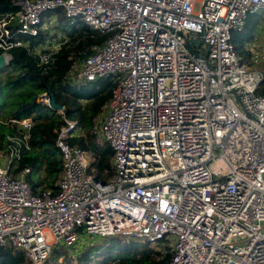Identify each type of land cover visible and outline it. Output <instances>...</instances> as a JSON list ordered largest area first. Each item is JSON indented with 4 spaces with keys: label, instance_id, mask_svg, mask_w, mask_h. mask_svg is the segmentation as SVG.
<instances>
[{
    "label": "built area",
    "instance_id": "1",
    "mask_svg": "<svg viewBox=\"0 0 264 264\" xmlns=\"http://www.w3.org/2000/svg\"><path fill=\"white\" fill-rule=\"evenodd\" d=\"M10 1L0 13L7 65L14 48L53 63L64 37L26 40L57 25H41L48 12L108 36L65 82L114 85L94 127L113 154L112 176L98 181L91 155L67 143L82 136L77 122L39 94L37 105L65 121L58 192L34 195L31 169L14 174L33 122L13 121L23 136L0 152V247L46 264L54 249L136 237L170 254L165 264H264V20L240 54L232 42L264 0Z\"/></svg>",
    "mask_w": 264,
    "mask_h": 264
},
{
    "label": "trees",
    "instance_id": "2",
    "mask_svg": "<svg viewBox=\"0 0 264 264\" xmlns=\"http://www.w3.org/2000/svg\"><path fill=\"white\" fill-rule=\"evenodd\" d=\"M10 2L0 0V13L10 9ZM244 31L233 33L235 38L232 36L239 54L243 44L254 37V30L242 36ZM65 35L67 42L51 65L41 66L37 57L26 49L14 48L10 51L12 59L8 67L0 72V152L7 153L9 146L14 145L13 141L22 139V130L13 121L32 118L26 147L23 142L18 143L21 156L15 164L14 174L25 168L31 169L26 181L34 195L44 190H51L53 195L58 192L55 184L61 173V154L55 140L59 129L65 126L64 119L76 121L81 129L82 136L69 139L67 143L91 155V168L95 170L96 179L106 182L112 176V150L100 142L94 127L108 105L114 85L108 80L80 86L65 82L73 61L88 56L91 48L102 45L108 36L85 25L73 26ZM47 37L48 34H39L26 40L33 48L43 44ZM45 91H50L57 105L65 107L64 119L55 110L45 111L37 105L36 97ZM76 256V263H73L68 250L54 249L46 264H165L170 259V254L161 257L149 246L134 245L120 237L99 241ZM61 258L63 261L59 263ZM0 264L28 262L22 253L0 247Z\"/></svg>",
    "mask_w": 264,
    "mask_h": 264
},
{
    "label": "rangeland",
    "instance_id": "3",
    "mask_svg": "<svg viewBox=\"0 0 264 264\" xmlns=\"http://www.w3.org/2000/svg\"><path fill=\"white\" fill-rule=\"evenodd\" d=\"M264 20V11H259L256 15H249L248 19H247V23H246V27H245V31L242 34V36H244L246 34V32L248 31H252V30H256L255 34L259 35L260 34V26L262 25ZM49 21H54L57 25L54 26L52 25L49 30L46 31H41L40 34H49L52 35V37H64L67 41V37L65 35V32H69V30L73 27V26H83V24L80 21H76L75 19L72 20H68L64 19L63 17H61L57 12H48L46 15L43 16L42 21H41V25H46ZM67 21V22H66ZM235 34H233V37ZM249 43V42H247ZM102 83V82H101ZM106 108V107H105ZM105 108L103 109V113L101 114V116L99 117V119L96 121V124L98 122H100L102 120V118H104V116L106 115L105 112ZM102 142V141H100ZM103 143V142H102ZM4 154L0 153V160H3ZM7 161L2 162L1 164L3 166H6ZM120 239L122 241H126L129 240L132 244L134 245H140V246H149L150 248H160L162 249V247L160 245H157V243H150L148 244L144 239L141 238H136V237H120ZM108 240V239H107ZM87 247L82 246V244L78 245L74 250L69 251L70 255L72 256V262L76 263V255L83 252ZM63 261V258L59 259V263H61ZM68 261V260H67Z\"/></svg>",
    "mask_w": 264,
    "mask_h": 264
},
{
    "label": "water",
    "instance_id": "4",
    "mask_svg": "<svg viewBox=\"0 0 264 264\" xmlns=\"http://www.w3.org/2000/svg\"><path fill=\"white\" fill-rule=\"evenodd\" d=\"M8 65L5 63L3 55H0V72L6 69ZM55 109L59 108V105H54L53 106Z\"/></svg>",
    "mask_w": 264,
    "mask_h": 264
}]
</instances>
